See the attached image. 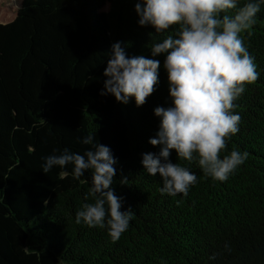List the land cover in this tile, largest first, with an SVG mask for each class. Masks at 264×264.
Listing matches in <instances>:
<instances>
[{
	"label": "trees",
	"instance_id": "1",
	"mask_svg": "<svg viewBox=\"0 0 264 264\" xmlns=\"http://www.w3.org/2000/svg\"><path fill=\"white\" fill-rule=\"evenodd\" d=\"M247 2L238 0L226 14ZM83 3L19 0L15 17L0 22V264H264V3L255 25L241 33L260 75L235 101L239 131L221 153L248 157L221 182L172 151L169 159L197 176L187 196L161 194L159 174L141 163L142 154L160 151L149 143L159 130L154 109L171 105L165 55L152 57L150 48L178 26L161 34L140 26L136 0H110L103 20ZM86 34L104 50L87 74L80 67L92 43ZM116 42L129 57L160 61L156 91L143 106L100 94ZM89 134L110 148L117 161L112 188L123 197L121 210L134 212L116 242L107 228L76 223L82 205L94 202L85 199L92 170L78 180L71 164L42 170L46 157L65 148L83 155Z\"/></svg>",
	"mask_w": 264,
	"mask_h": 264
},
{
	"label": "clouds",
	"instance_id": "2",
	"mask_svg": "<svg viewBox=\"0 0 264 264\" xmlns=\"http://www.w3.org/2000/svg\"><path fill=\"white\" fill-rule=\"evenodd\" d=\"M261 3L264 0H248L231 16L226 13L237 8L238 0H136L140 26H151L155 34L178 26L174 35L154 42L150 48L152 57L165 55L163 68L171 105L154 109L160 118L159 130L149 143L160 146V151L142 154L141 163L149 175L159 174L161 194L187 196L190 186L197 183L195 173L169 159L172 151L177 160L189 164L195 161L205 176L221 182L246 161L247 152L232 150L223 158L221 153L239 131L241 117L234 114L235 101L260 75L241 33L255 25ZM160 67L158 59L129 57L121 42H116L111 46L103 73L107 79L100 94H111L123 104L134 98L137 107L143 106L156 91ZM95 140L93 134L81 140L91 145L83 155L65 148L60 155L46 157L42 170L48 173L53 166L65 168L71 164V174L77 180L92 170L85 199L91 197L94 202L82 205L76 223L107 228L116 242L128 230L134 212L131 207L121 210L123 197L112 188L117 161L109 147ZM68 175L66 171L61 173L62 178ZM126 183L127 178L120 180L121 185Z\"/></svg>",
	"mask_w": 264,
	"mask_h": 264
},
{
	"label": "rangeland",
	"instance_id": "3",
	"mask_svg": "<svg viewBox=\"0 0 264 264\" xmlns=\"http://www.w3.org/2000/svg\"><path fill=\"white\" fill-rule=\"evenodd\" d=\"M110 0H86L82 6L88 7L97 14L100 20H103L105 12L108 8ZM19 0H0V22L6 23L15 17V7ZM105 35V31L102 32ZM86 38H90L91 46L88 52L81 59L80 67L87 74L88 68L96 67L104 58V50L98 45V42L93 40L90 35L86 34Z\"/></svg>",
	"mask_w": 264,
	"mask_h": 264
}]
</instances>
